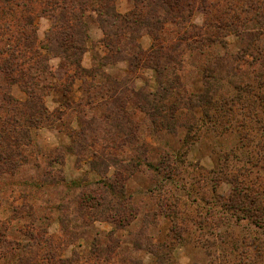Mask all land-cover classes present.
Masks as SVG:
<instances>
[{"label": "rangeland", "instance_id": "rangeland-1", "mask_svg": "<svg viewBox=\"0 0 264 264\" xmlns=\"http://www.w3.org/2000/svg\"><path fill=\"white\" fill-rule=\"evenodd\" d=\"M155 1L114 0V11L155 22ZM188 1L162 25L158 69L117 51L129 34L149 51L143 29L105 22L104 34L87 13L81 66L93 75L67 91L62 60L42 47L52 22L34 18L54 77H37L47 121L16 115L0 131V264H264V227L228 205L234 185L240 202L244 185H264V0ZM1 84L28 105L20 85Z\"/></svg>", "mask_w": 264, "mask_h": 264}, {"label": "trees", "instance_id": "trees-1", "mask_svg": "<svg viewBox=\"0 0 264 264\" xmlns=\"http://www.w3.org/2000/svg\"><path fill=\"white\" fill-rule=\"evenodd\" d=\"M93 2L96 6H93ZM113 2L114 0H0V98L2 99L0 102L4 103L1 109V113L4 115L0 116L1 132L5 131L7 126H9L8 122L12 123L15 121L13 118L16 115L35 127H39L47 121V116L42 114L44 112H41V110H44V106L40 98L35 94L37 89H43L45 85H42L40 83L41 78L37 77L42 74L50 75L51 73L53 78L54 75L51 66L48 64L49 58L40 51L41 48L39 49L36 43L33 20L37 16L46 17L52 22L49 31L50 35L46 36V43L42 47L43 50L49 53L52 52V56L59 57L62 60L58 68L63 72L59 81L63 82L59 84L65 89L64 91H67L69 79H81L87 75H93V73L81 66V56L86 51L84 46L87 38L85 18L89 12L96 15L97 23L104 34L107 32L104 26L105 22L107 24L112 22L110 25L116 26H118L117 22H123V25L133 33H138L140 28L143 29V33L149 34L153 40L149 51L144 52L136 45L135 41L138 34L137 36L129 34L128 42L123 45V49L118 48L117 51L123 50L125 52L128 50L132 52L129 63L134 68L142 65V62L145 61L142 60V57L146 56V58L150 57L153 60L154 69H158V53H155V56L153 54L155 50L158 51L160 49V47L156 49L155 47L158 45L157 41L162 33V25L175 23L172 11L174 9L176 13L180 11L181 2L188 8L190 6L189 1L177 0L176 3L174 0H156L154 4L164 8V14H162L161 19L155 22L148 21V19L142 21L140 18L132 21L122 17L114 11ZM258 9L261 12L256 15V18L261 19L264 23V4ZM157 17L159 18V16ZM113 34L116 35L115 32ZM121 34L117 33V36L119 37ZM112 45L117 47L116 44L106 42L108 48ZM138 55L141 57H138ZM42 79L44 80V77ZM1 83H4L7 89L13 84L20 85L27 95L28 105L27 103L26 105L17 104L10 94H4ZM206 94L204 100L202 99L204 101L202 107L211 109L212 99ZM25 108L31 109L28 115L23 111ZM203 113L204 117L207 118L205 111ZM263 136L264 131L261 138ZM21 137L19 136L18 140L16 139L14 142L19 145H25L24 142L20 141ZM0 140H2L1 137ZM0 158L5 159L2 156ZM257 177L259 178V176ZM231 183L233 184V182ZM261 184V182L255 181L254 185L250 187L244 185V189L249 192L244 195L243 202H240L242 193L234 185L232 198H230L229 202L238 203L235 205L228 203L232 209L241 213L243 217H248L258 227H264V185ZM85 198L88 201L87 203H89L92 196L88 194ZM111 219L114 222L116 221V223L119 222V217H111ZM24 264L34 263L24 261Z\"/></svg>", "mask_w": 264, "mask_h": 264}]
</instances>
